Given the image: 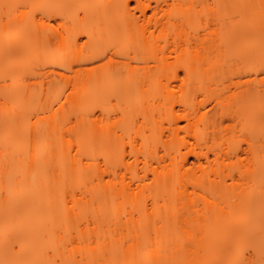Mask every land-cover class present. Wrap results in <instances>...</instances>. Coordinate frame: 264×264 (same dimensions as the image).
Here are the masks:
<instances>
[{
  "label": "bare ground",
  "instance_id": "bare-ground-1",
  "mask_svg": "<svg viewBox=\"0 0 264 264\" xmlns=\"http://www.w3.org/2000/svg\"><path fill=\"white\" fill-rule=\"evenodd\" d=\"M132 1L138 5L139 16L130 11ZM176 1L180 0H172L173 4ZM195 1L198 0H190V3ZM222 1L228 3L235 13L246 17L248 0ZM166 3L167 0H120L117 3L111 0L104 3L101 9L106 15V23L110 14L118 15L122 29L119 32L125 38L139 41L136 51L127 52V60L105 58V50L93 47L88 54L79 56L68 65L57 61L58 68L73 72L78 64H97L85 79H78V103L87 96L106 101V96H113L116 92L138 91L143 87L167 101V110L161 121L145 107L140 112L142 122L123 128L124 131L136 129L144 148L150 149L153 142L163 144L167 154L157 158L161 169L156 167L137 172L123 156L125 150L119 138L93 124L90 140L84 147H94L104 154L110 163L107 171L87 172L86 168L77 165L76 157L64 153L54 155V148L50 149L48 157H44V151H48L51 144L47 138L54 139L63 129L62 125L54 122L42 128L26 125V113L35 97L13 88L4 92L5 99L13 106L4 115L6 122L3 125L0 122V262L46 259L43 253L53 244L52 225L55 223L57 227L63 225L64 240L62 244L56 241L58 250L54 258L67 264H147L146 257L138 255L141 243L136 237V199L141 195L147 194L157 201L175 194L178 200L190 197L198 190L224 193L243 184L264 186V44L254 43L245 49L244 44L257 31L239 25L234 32L218 39L216 32L188 37L186 32L179 31L177 25L161 19ZM149 9L153 10L150 17ZM91 14L93 16L94 8ZM168 24L176 29V33L164 45L153 46L151 51H144L145 54L140 56L141 47L148 44L154 31L165 29ZM150 25L152 30L148 27ZM33 32L21 21L12 30L10 38L0 34L2 58L16 53L26 57L25 51ZM108 32L111 34L112 30L109 28ZM79 36L75 34L72 41L77 43ZM131 44L136 48V44ZM172 54H175V62L170 61ZM150 57L156 65L141 67L138 76L132 73L126 83L120 84L119 74L125 67L139 60L147 62ZM232 59H238L237 71H241V76L236 81L230 79L228 85L220 88L219 78L226 70V63ZM96 68L102 70L96 73ZM180 71L183 77H180ZM52 75L63 77L57 70L48 72V77ZM198 94L212 100L213 107L202 110V104L197 101ZM140 103L145 102L140 100ZM175 103L179 106L177 110L173 106ZM220 127L222 133L239 129L245 133L244 139L240 142L236 139V144L228 143L225 148L221 144L212 147L209 143L216 139ZM184 129L193 142L179 139ZM149 133L155 136L153 140ZM242 142L247 145L245 149H242ZM131 148L135 150L136 146ZM182 148L187 151L182 153ZM121 149L120 160L113 162L115 153ZM210 150L213 160L209 157ZM242 153L251 161L257 157V161L248 167L242 166ZM188 156L196 160L194 168L189 167ZM225 161H231L237 173L231 170L225 174L222 167L226 165L215 166ZM191 176L188 185L184 184ZM227 177L231 178L232 184H227ZM218 216L210 219L209 235L254 236L247 231V226H229ZM206 227L203 224L202 230ZM169 242L164 240L156 244V251L151 253L153 264H169L175 258L170 253L160 252L161 245L168 248Z\"/></svg>",
  "mask_w": 264,
  "mask_h": 264
},
{
  "label": "rangeland",
  "instance_id": "rangeland-1",
  "mask_svg": "<svg viewBox=\"0 0 264 264\" xmlns=\"http://www.w3.org/2000/svg\"><path fill=\"white\" fill-rule=\"evenodd\" d=\"M46 1L0 0V34L4 33L10 38L12 30L20 25L21 21H24L30 30H34L30 35L28 49L25 51L26 57L22 53H16L3 59L0 50V122L2 125L6 122L4 115H7L13 106L5 99L4 92L8 88H13L16 92L24 95L31 94L35 97L32 98L33 101L30 102L26 113V125L33 124L37 128H42L54 122L63 127L54 139L47 138L51 144L42 156L48 157L50 149L54 148V155L62 156L64 153L76 157L77 165L86 168L87 172L97 169L107 171L110 163L106 161L104 154L99 153L94 147L86 149L84 147L85 142L90 140L93 124L97 128L107 129L106 132L119 138L120 145L125 150L123 156L137 172L142 173L156 167L161 169L162 165L159 166L157 158L167 154L163 144L153 142L150 149L144 148L140 137L136 134V129L124 131L123 128L129 124L131 126L133 124L134 127L136 122H142L140 112L144 111L145 107L151 109L155 118L161 121L162 115L167 110V101L143 87L138 91L132 89L129 92L124 90L116 92L113 96H106V101L102 98L87 96L81 103H78L79 94L76 91L78 79H85L97 64H78L74 67L75 72L57 66L58 60L68 65L79 56L83 57L88 54L93 47L99 51L105 50V58L112 57L116 61L127 60L125 58L127 52H134L138 49L137 39L135 41L134 38H125V35L119 32L122 29L120 27L121 18L118 15L110 14L109 21L106 23V15L101 8L104 3L111 0ZM119 1L115 0L116 3ZM6 4L28 5L29 8L27 11L22 9L17 14L14 10L6 9L4 7ZM227 4L222 0H198L193 4L190 0H180L174 4L172 0H167V3L163 4L164 11L160 16L161 19L177 25L179 31L186 32L188 37L197 33L216 32L218 34L216 39H218L234 32L236 26L239 25L257 31L252 39L244 44L245 49L254 43L264 44L262 0H253L252 5L251 0H248L246 17L235 13ZM32 5L41 7L32 8ZM152 6H155L154 2ZM189 7L191 10L187 11ZM129 8L132 13L140 15L138 5L134 1L130 3ZM9 11H13L11 21L4 19ZM30 14L35 18L34 21L29 18ZM152 14L153 10L149 9L148 17ZM79 23L81 27L77 26ZM148 27L153 29L151 25ZM109 28L112 30L111 34L108 32ZM175 33L176 29L170 24L165 29L154 31L148 44L141 47L143 50H140V56L145 54L144 51H151L153 46L164 45L167 39ZM75 34H80L77 43L72 41ZM46 39H49L48 42ZM131 43L136 44V48ZM237 60L232 59L226 63V70L218 81L220 88L228 85L230 79L236 81L241 76V71H237L239 66ZM170 61L175 62V54H172ZM146 65L153 66L156 63L150 57L147 62L139 60L132 62L130 67H125L119 74L120 84L126 83L132 73L138 76L141 72L140 68ZM50 70L59 71L63 77L55 75L48 77ZM101 70L102 68H96L95 72L99 73ZM180 77H183L181 71ZM124 86L121 87L124 88ZM179 96L180 92L175 95V98L178 99ZM140 100L145 103L141 104ZM197 101L202 104V110H209L214 104L212 100L204 98L201 94L197 95ZM173 106L176 110L179 109L177 103ZM12 114V120L15 121V115ZM220 129L221 127L216 139L209 143L212 147L221 144L225 148L226 144L236 139L237 142L244 139L245 133L240 132L239 129H228L223 133ZM150 135L153 140L155 136ZM179 139L193 142L186 129L181 131ZM132 145L136 146L135 150H132ZM241 146L242 149L247 147L243 142ZM122 149L115 153L113 162L120 160ZM181 151L185 153L187 150L182 148ZM149 152H152L151 156ZM211 152L210 150L209 157L213 160L214 156ZM241 155L242 166L248 167L257 161V157L251 161L246 158L245 153ZM188 157L190 158L189 167L194 168V163L197 164L196 160L193 156ZM206 162V160L203 161L205 164ZM230 162H220L215 166L226 165L222 167L225 174L231 170L237 173ZM67 164L69 165V162ZM122 170L124 171V168ZM192 178V176L187 177L184 184L188 185L187 181ZM225 180L227 184H232L230 177ZM173 195L157 201L152 200L147 194L136 199V237L141 243L138 246V255L146 257L147 264H153L151 253L156 251V244L164 240L170 241L169 247L162 248L161 245L160 252L175 256L169 262L201 264V262L247 258L255 264H261L264 260V186L259 187L253 183L243 184L238 189L224 193L198 190L190 197L178 200L175 199V194ZM216 216L229 226L237 224L247 226V231L254 236L209 235L208 230L212 226L210 219ZM203 224L207 226L205 230H202ZM167 236L169 238H165Z\"/></svg>",
  "mask_w": 264,
  "mask_h": 264
},
{
  "label": "snow or ice",
  "instance_id": "snow-or-ice-1",
  "mask_svg": "<svg viewBox=\"0 0 264 264\" xmlns=\"http://www.w3.org/2000/svg\"><path fill=\"white\" fill-rule=\"evenodd\" d=\"M262 7H264V0H262ZM6 9L14 10L15 13H19L22 9L27 11L29 8L28 5H20V4H6L4 5ZM32 8L41 7L40 5H32ZM13 15V11H9L7 15L4 17V19H7L11 21V17ZM30 19L35 20L34 17L29 15ZM39 31V29H38ZM262 71H264V68H262ZM62 227H57L55 223L52 225V238H53V244L51 247L47 248L43 255L47 257L46 259H21V260H13V261H3L0 262V264H67V262L61 261L59 259L54 258L55 252L58 250V246L56 244V241H59L61 244L64 240V234L62 232ZM251 253H249L250 255ZM169 264H182V262H169ZM195 264V262H193ZM201 264H255L254 261H250L247 258H238L231 261H216V262H201ZM261 264H264V260L261 261Z\"/></svg>",
  "mask_w": 264,
  "mask_h": 264
}]
</instances>
